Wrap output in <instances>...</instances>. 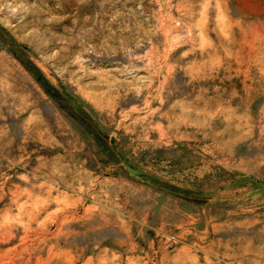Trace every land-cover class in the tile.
I'll use <instances>...</instances> for the list:
<instances>
[{
    "label": "rangeland",
    "instance_id": "1",
    "mask_svg": "<svg viewBox=\"0 0 264 264\" xmlns=\"http://www.w3.org/2000/svg\"><path fill=\"white\" fill-rule=\"evenodd\" d=\"M0 264H264V0H0Z\"/></svg>",
    "mask_w": 264,
    "mask_h": 264
}]
</instances>
